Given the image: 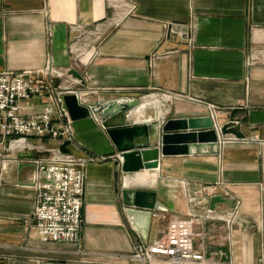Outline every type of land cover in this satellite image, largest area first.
<instances>
[{
    "label": "crops",
    "instance_id": "obj_1",
    "mask_svg": "<svg viewBox=\"0 0 264 264\" xmlns=\"http://www.w3.org/2000/svg\"><path fill=\"white\" fill-rule=\"evenodd\" d=\"M176 28L183 38L171 35ZM168 50L174 52L151 61ZM49 58L80 75L89 71L98 86L127 89L140 101L130 125L209 116L213 105L219 125L238 121L233 127L244 139L225 136L218 154L159 155L154 181L169 212L153 214L147 240L123 214L115 162L90 165L81 253L25 231L34 167L13 152L19 161H3L0 169V264H174L132 253L139 242L159 238L175 216L190 214L201 219L193 243L205 264H264V0H0V72L39 70ZM152 96L161 104H143ZM73 126L92 153L119 154L91 117ZM215 182L237 201L232 226L227 207L209 217L204 204L189 201L199 188L198 199L207 197L205 186Z\"/></svg>",
    "mask_w": 264,
    "mask_h": 264
},
{
    "label": "built area",
    "instance_id": "obj_2",
    "mask_svg": "<svg viewBox=\"0 0 264 264\" xmlns=\"http://www.w3.org/2000/svg\"><path fill=\"white\" fill-rule=\"evenodd\" d=\"M174 35L183 38L184 32L172 29ZM189 42L192 39L186 36ZM79 36L71 44L76 48ZM164 53L154 52V62ZM70 68L55 65L51 58L39 70L0 72V140L8 151L25 155L23 160L34 170L28 188L34 191L31 214L24 219L27 233L34 234L57 245H69L82 252L83 205L87 169L90 165L114 160L120 166L123 158L97 155L76 140L74 122L64 102L65 95H76L78 103L90 110V117L107 134L103 120L92 111V105L83 96H95L105 102L129 98L127 89L98 86L93 83L89 71L82 79L75 77ZM211 116L217 117L220 109L209 105ZM232 123V122H230ZM238 124V123H232ZM19 161L18 158L14 159ZM204 188V187H203ZM209 197H232L231 191L222 183L215 182L204 188ZM215 211L208 210L207 216ZM237 216V209L230 218ZM230 218H226L229 221ZM201 222L200 216L174 217L152 243L139 242L132 253L133 258L151 262L165 259L174 264H205L203 253L194 246L198 235L193 227Z\"/></svg>",
    "mask_w": 264,
    "mask_h": 264
},
{
    "label": "water",
    "instance_id": "obj_3",
    "mask_svg": "<svg viewBox=\"0 0 264 264\" xmlns=\"http://www.w3.org/2000/svg\"><path fill=\"white\" fill-rule=\"evenodd\" d=\"M71 73L82 79L78 72L71 70ZM64 102L73 122L90 118V110L79 105L76 95H65ZM93 105L92 111L104 121L109 139L123 158L119 170L123 214L131 228L144 240L148 239L153 214L169 212V208L159 200L154 181L159 155L217 154L221 140H226L225 136L231 134L237 140L244 139V135L233 127L234 124L219 125L210 116L169 118L162 123L130 125L127 123L128 116L140 106L137 98L105 103L98 101ZM111 122L117 123L112 125ZM205 148L210 151H204ZM197 194H203L202 188L194 191L193 195L189 193V201L204 204L205 214L208 210L217 211L220 206L227 207L230 212L237 207V201L232 197L207 196L198 199Z\"/></svg>",
    "mask_w": 264,
    "mask_h": 264
},
{
    "label": "rangeland",
    "instance_id": "obj_4",
    "mask_svg": "<svg viewBox=\"0 0 264 264\" xmlns=\"http://www.w3.org/2000/svg\"><path fill=\"white\" fill-rule=\"evenodd\" d=\"M171 35L172 36H174V33L171 31ZM176 35V34H175ZM168 51H173V50H168ZM93 97H95V96H93ZM220 112V111H219ZM97 114V113H96ZM210 117H212L211 116V114L209 115ZM213 118V117H212ZM213 119H215V120H217V118L216 117H214ZM218 121V120H217ZM230 122H235V123H238V121H230ZM219 123V122H218ZM0 143H1V140H0ZM6 145H1L0 144V169L1 170H3V169H5L6 167H5V165H3V161H8V160H13V159H15L16 158V156L14 155L13 156V151H8L6 148ZM220 147V146H219ZM220 149V148H219ZM218 153H219V151H218ZM217 153V154H218ZM108 156H114V155H108ZM109 161H114V160H112V159H110V160H107V161H105V162H102V163H106V162H109ZM115 162V164H116V167H115V169L119 172V164H118V162H116V161H114ZM102 163H98V164H102ZM236 219H237V216H235V217H233V218H230L229 219V221H228V223L230 224V226H232V225H234L235 223H236Z\"/></svg>",
    "mask_w": 264,
    "mask_h": 264
},
{
    "label": "bare ground",
    "instance_id": "obj_5",
    "mask_svg": "<svg viewBox=\"0 0 264 264\" xmlns=\"http://www.w3.org/2000/svg\"><path fill=\"white\" fill-rule=\"evenodd\" d=\"M82 100L84 102H87V103L91 104L92 105V108L94 107L93 103L98 102V101H103L102 99H99V98L97 99V97H93L91 95L90 96H83L82 97ZM143 104L160 105L161 104V100H160V98H155V97L152 96V97H149V98L145 99L143 101ZM97 117L101 118L99 116V114H97Z\"/></svg>",
    "mask_w": 264,
    "mask_h": 264
}]
</instances>
